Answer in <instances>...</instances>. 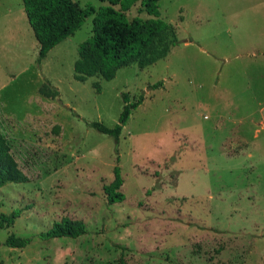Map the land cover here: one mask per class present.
<instances>
[{
    "label": "rangeland",
    "instance_id": "rangeland-1",
    "mask_svg": "<svg viewBox=\"0 0 264 264\" xmlns=\"http://www.w3.org/2000/svg\"><path fill=\"white\" fill-rule=\"evenodd\" d=\"M159 6L167 57L79 82L93 18L39 62L23 0H0V131L28 178L0 189V215L21 212L0 228V264H264V0ZM127 16L150 18L141 3ZM125 95L144 103L119 139L90 127H115ZM117 167L125 199L110 204ZM64 218L87 233L40 237ZM12 234L31 241L8 247Z\"/></svg>",
    "mask_w": 264,
    "mask_h": 264
},
{
    "label": "trees",
    "instance_id": "trees-1",
    "mask_svg": "<svg viewBox=\"0 0 264 264\" xmlns=\"http://www.w3.org/2000/svg\"><path fill=\"white\" fill-rule=\"evenodd\" d=\"M106 5L95 9L92 6L82 8L75 0H23L24 11L28 22L39 43V62L44 61L48 54L63 41L82 28L89 18H93L91 38L82 43L79 57L75 63V79L85 82L92 77L113 80L122 68L137 65L139 68L156 64L168 56L174 41L175 33L170 24L161 18L160 0H99ZM141 3L143 12L150 16L143 20L136 17L129 20L127 13ZM163 84L152 87L159 89ZM47 97L56 98L58 91L47 86L41 89ZM124 110L119 123L109 128L99 122L90 123V127L102 134L119 139L133 110L144 103L142 96L137 102L131 103L127 95L123 97ZM115 181L106 187L108 202L114 204L124 201L125 197L119 189L123 186L120 169L115 168ZM28 178L19 168L11 153L7 138L0 131V189L7 184L27 183ZM14 211L10 216L0 215V228L12 225L20 216ZM87 233L81 221L64 218L42 233L45 240L58 238L77 239ZM29 238L10 235L6 245L11 248H25Z\"/></svg>",
    "mask_w": 264,
    "mask_h": 264
},
{
    "label": "crops",
    "instance_id": "crops-1",
    "mask_svg": "<svg viewBox=\"0 0 264 264\" xmlns=\"http://www.w3.org/2000/svg\"><path fill=\"white\" fill-rule=\"evenodd\" d=\"M22 3V2H21ZM21 3H19V4H21ZM19 6V5H18ZM20 7H22V5L20 6ZM23 8H24V6H23ZM253 57L254 58H257V56L256 55H253ZM240 139H243L241 136H237L236 137V141L238 142V143H240ZM227 155H235V154H237V152H232V151H227V153H226Z\"/></svg>",
    "mask_w": 264,
    "mask_h": 264
}]
</instances>
